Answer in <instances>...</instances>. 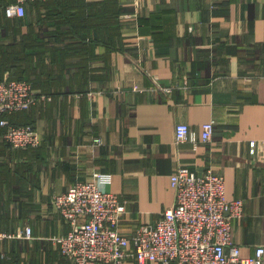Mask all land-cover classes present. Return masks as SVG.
<instances>
[{"label": "crops", "instance_id": "0c3cea01", "mask_svg": "<svg viewBox=\"0 0 264 264\" xmlns=\"http://www.w3.org/2000/svg\"><path fill=\"white\" fill-rule=\"evenodd\" d=\"M118 3L116 47L75 38L65 51L50 35L59 18L43 25L49 6L28 4L16 38L32 23L59 49L40 58L34 85L55 95L19 116L42 144L0 166V230L13 234L0 242V264H74L53 239L71 226L51 200L94 172L111 175L105 188L126 202L123 234L156 222L175 203L171 175L181 165L224 175L228 198L245 200L234 244L246 256L264 244V0H145L138 16L131 0ZM210 120L213 139L205 142ZM180 122L197 132L196 142H176ZM97 136L103 144H93ZM4 143L0 133V157ZM124 264L140 263L130 256Z\"/></svg>", "mask_w": 264, "mask_h": 264}, {"label": "built area", "instance_id": "2783aa9c", "mask_svg": "<svg viewBox=\"0 0 264 264\" xmlns=\"http://www.w3.org/2000/svg\"><path fill=\"white\" fill-rule=\"evenodd\" d=\"M45 0H15L7 4L8 17H24L27 5ZM133 16H138L145 0H131ZM167 90L169 88H166ZM52 94L38 92L28 79L6 75L0 80V116L28 111L41 100H51ZM4 139L15 149L39 147L42 134L31 123L16 124L2 117ZM215 120L205 122L202 140L212 141ZM198 140V134L188 123L176 125V142ZM104 140L97 136L94 145ZM255 146L256 141L252 142ZM93 179L76 180L65 192L52 196V204L71 229L53 239L60 243L61 253L74 264H124L135 256L140 264H264V244L256 246L246 256L233 241V220L242 218L243 198L229 199L224 175L207 170L196 174L181 165L171 175L176 198L156 222L139 225L132 235L123 234L119 224L126 212V202L105 186L111 175L94 172ZM32 228H26L31 237ZM13 237L0 230V242Z\"/></svg>", "mask_w": 264, "mask_h": 264}, {"label": "trees", "instance_id": "16d2710c", "mask_svg": "<svg viewBox=\"0 0 264 264\" xmlns=\"http://www.w3.org/2000/svg\"><path fill=\"white\" fill-rule=\"evenodd\" d=\"M12 1L15 0H0V80L4 79L5 74L8 73L10 78L28 79L36 86L38 79L35 76L36 70L43 63L40 58L47 52L54 54L59 49L54 45L46 44L44 41L46 35L42 34L41 36L38 34L32 23L28 25V31L23 39L16 38L23 27L29 9L27 5V13L24 17L11 19L6 15L5 7ZM39 2H45L49 6L48 15L43 19L39 18L43 25L51 20L53 16L59 18L57 21L59 28L56 34L50 35L56 41L65 42V45L62 46L63 51L67 47H73L72 44L77 42L75 38L86 40L88 37L106 43L110 49L116 47L115 38L119 34V28L114 24L118 22V18L123 11L118 0H104L93 3H88L86 0H73L72 5L64 4V0H45L36 1L32 4L38 5ZM9 34L15 37L10 38ZM44 93L55 95L54 92ZM23 112L26 111L1 115L0 120L2 117H7L16 124L30 123L19 119ZM0 133L4 134V128L1 125ZM4 141L5 146L3 147V155L0 157V166H5L9 157L13 158L12 154L14 155L15 151L21 150L12 148L5 139Z\"/></svg>", "mask_w": 264, "mask_h": 264}, {"label": "rangeland", "instance_id": "374dc122", "mask_svg": "<svg viewBox=\"0 0 264 264\" xmlns=\"http://www.w3.org/2000/svg\"><path fill=\"white\" fill-rule=\"evenodd\" d=\"M6 75H9V74H8V73H6V74H5V76H6ZM9 77H10V75H9ZM31 124H32V123H31Z\"/></svg>", "mask_w": 264, "mask_h": 264}]
</instances>
